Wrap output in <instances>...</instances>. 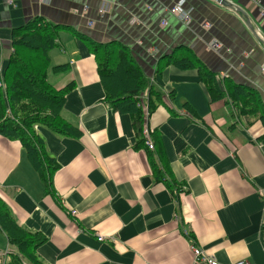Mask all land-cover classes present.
Returning a JSON list of instances; mask_svg holds the SVG:
<instances>
[{
	"label": "crops",
	"instance_id": "1",
	"mask_svg": "<svg viewBox=\"0 0 264 264\" xmlns=\"http://www.w3.org/2000/svg\"><path fill=\"white\" fill-rule=\"evenodd\" d=\"M177 1L0 0L1 64L12 29L35 17L68 28L46 78L57 90L73 84L60 115L79 136L36 127L58 166L52 194L20 143L0 135V199L42 237L43 264H206L191 244L218 264H264V120L241 113L236 92L248 88L264 106V0H183L188 24L170 13ZM88 41L126 49L161 93L150 112L147 91L136 104L153 149L108 102ZM178 47L216 74L223 98L211 101L197 70L156 75ZM15 250L0 231V264Z\"/></svg>",
	"mask_w": 264,
	"mask_h": 264
},
{
	"label": "trees",
	"instance_id": "2",
	"mask_svg": "<svg viewBox=\"0 0 264 264\" xmlns=\"http://www.w3.org/2000/svg\"><path fill=\"white\" fill-rule=\"evenodd\" d=\"M62 30L68 28L35 17L23 26L11 30L8 39L12 51L5 64H1L0 47V78L3 83L0 88V135L20 143L30 165L42 178L46 194L53 193L52 177L58 166L47 152L36 127L49 129L60 136H79V132L60 115L65 96L72 90L73 84L57 90L46 78L50 67L48 53L57 47L58 34ZM77 36L87 39L81 34ZM88 46L95 56L108 102L114 110L126 113L132 118L133 127L139 137L137 145L143 146L145 141L147 145L150 137L143 134L145 113L137 108V98L147 91L150 112L153 108L152 98L160 101L161 93L156 92L143 77L126 49H118L115 43L101 44L91 41H88ZM158 60L157 76L162 74L167 65L183 71L197 70L211 101L223 98L216 74L203 66L188 48H175ZM54 69L62 71L64 68ZM236 92L244 99L240 107L241 113L257 115L264 120V106L260 98L248 88H236ZM183 110L189 116L194 115L188 105H184ZM0 231L9 245L16 249V252L9 253L7 264H43L36 256V249L43 243L42 237L18 227L1 199Z\"/></svg>",
	"mask_w": 264,
	"mask_h": 264
},
{
	"label": "built area",
	"instance_id": "3",
	"mask_svg": "<svg viewBox=\"0 0 264 264\" xmlns=\"http://www.w3.org/2000/svg\"><path fill=\"white\" fill-rule=\"evenodd\" d=\"M41 2H48L49 0H40ZM253 3H256V0H253ZM184 1L183 0H178L170 9V13L176 16L182 23L188 24L190 22V15L188 12H186L183 8ZM105 12V9L100 10V14H103ZM164 24V23H163ZM204 28H209L208 24H204ZM209 48L213 51H216L217 49L220 48V45L217 42H212L209 45ZM264 72V68H263ZM3 83L0 78V88L2 87ZM145 136H148V131H144ZM147 147L148 149H152V144L151 142H147ZM99 240L102 241L103 238L99 237ZM191 250L193 252V256L195 261H200V262H205L206 264H218L215 260L206 258L205 256L202 255V252L200 249H198L194 244H191ZM232 264H250L246 261H238L234 262Z\"/></svg>",
	"mask_w": 264,
	"mask_h": 264
},
{
	"label": "bare ground",
	"instance_id": "4",
	"mask_svg": "<svg viewBox=\"0 0 264 264\" xmlns=\"http://www.w3.org/2000/svg\"><path fill=\"white\" fill-rule=\"evenodd\" d=\"M123 77V76H122ZM150 137V136H149ZM153 146V145H152Z\"/></svg>",
	"mask_w": 264,
	"mask_h": 264
}]
</instances>
